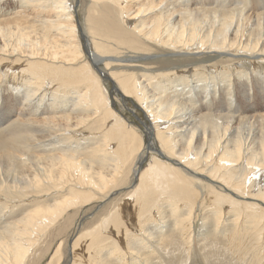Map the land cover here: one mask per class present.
<instances>
[{
	"label": "bare ground",
	"instance_id": "1",
	"mask_svg": "<svg viewBox=\"0 0 264 264\" xmlns=\"http://www.w3.org/2000/svg\"><path fill=\"white\" fill-rule=\"evenodd\" d=\"M76 1L81 2L21 0L20 7L12 11L13 26H0V71L2 64L20 68L26 62L20 57H27L38 60L28 62L30 69H43L45 74H31L21 86L15 80L17 94L12 95V101L2 97L0 264H25L47 229L120 186L123 168L129 161L128 171L131 168L134 176L141 174L147 151L155 171L141 174L129 198L133 201L126 200L124 207H115L98 227L86 233L90 237L86 264H109V255L116 264H145L141 246L135 245L140 242L141 249L152 250L169 231L181 236L185 246L192 244L193 211L203 203L199 190L211 192L207 197L213 203L208 210L215 234L227 211L233 222L229 239H245L264 231V84L251 80L250 85L238 86L235 95L232 87L220 95L221 80L211 76L214 67H219L212 64L201 66L195 74L178 66L153 70L144 65L141 67L145 71H137L133 77L109 68L113 63L144 59L143 55L150 56L152 49H168L169 54L227 53L252 58L253 64L264 61V0H213L217 2L215 6H206L210 4L207 0H90L80 23L90 39L94 67H102L116 89L115 95L109 94L107 81L94 71L82 52L75 23ZM33 4L48 10L40 25L26 19L29 14L25 9ZM81 6L79 3L77 9ZM113 46L130 55L125 60L114 57ZM58 64L62 67L58 68ZM59 72L62 74L58 80L47 78ZM246 78L250 76L246 74ZM1 79L0 76V85ZM39 80H45V85ZM52 82L57 84L55 89L51 88ZM60 84L67 86L65 90ZM255 89L262 106H250ZM64 94L61 105L56 104ZM48 96L51 103L40 110ZM238 96L248 100L249 106H237ZM115 97L123 103H134L135 109L142 111L140 121L145 134H141L145 142L137 138L132 130L135 126L120 116L110 121V105ZM14 106H20L21 111L12 119ZM38 114L43 116L36 117ZM101 121L105 124L91 144L101 143L89 151L98 155L87 163L72 147L81 139L88 143L85 135H90ZM118 128H125L127 137L110 136ZM5 146L12 151L7 152ZM141 148L142 153L135 156ZM38 150L42 154H36ZM164 192L166 197L157 203ZM46 193L49 194L43 195ZM19 201L36 207L12 211ZM135 215L137 219L132 220ZM148 220L155 225L147 226ZM241 220L254 231L241 228ZM110 225L117 231L116 248L111 252L108 243L96 246L110 240L106 230ZM130 225L137 234L128 238ZM121 233L127 239V249L117 244ZM79 238L72 247L73 264H85L80 252H76Z\"/></svg>",
	"mask_w": 264,
	"mask_h": 264
},
{
	"label": "rangeland",
	"instance_id": "2",
	"mask_svg": "<svg viewBox=\"0 0 264 264\" xmlns=\"http://www.w3.org/2000/svg\"><path fill=\"white\" fill-rule=\"evenodd\" d=\"M210 4L206 6H215L217 2H213V0H207ZM72 2V0H71ZM76 12L75 14V23L77 26V33L80 38L81 42V49L84 54V56L89 60L91 67H93L94 71L99 75V73L96 71L94 64H96L95 61H93V58L91 55L93 54L91 43L89 37L85 34L82 24V22L85 19L86 16V10L87 7L90 4V0H81L76 1ZM103 2V1H102ZM79 3L83 6L78 7ZM21 4V0H0V26H13L14 22V15L12 14L13 10L16 8H19ZM43 7L46 5L45 3L42 4ZM196 6V5H195ZM243 6V5H242ZM42 6H36L35 4L30 5L25 9L27 13L29 14V18H26L28 21L31 23H36V25L42 24V22L45 20V18L48 15V10H45ZM5 8V9H4ZM44 11V12H43ZM46 11V12H45ZM261 11V10H259ZM42 14V15H40ZM43 16V17H42ZM54 18V17H53ZM79 21V24L77 23ZM2 22V24H1ZM85 34L87 41L89 42L88 44V51L90 52L91 55H87L85 46H84V40L82 39L81 36V31ZM3 42V40L1 41ZM114 47V57L120 58L125 60L128 58L130 54H127L125 51H122V48L116 49ZM90 48V49H89ZM155 48V47H154ZM159 48V47H158ZM170 50H161V49H152L151 50V55H143L145 58L144 59H139L135 61H126L123 64H116L113 63L109 67L111 71L116 72V73H123V74H128L131 75L132 77L137 73V71H145L143 70V67H152L154 68L153 70H158V68L162 69L163 67H171V66H178L179 69H189L192 71L193 74L198 72L199 68L201 66L206 67V65H214L218 66L219 68L217 70H214L212 72L211 76H214L216 79H220V95L222 94L223 90L225 89L226 91H229L227 89H230L233 91L234 95L235 93L238 92L239 88L238 86L242 85H250L251 80L252 82H255L256 80L260 83L264 84V61H260L259 63L253 64L252 58L249 59V57L246 56H233L230 54H219V53H199V54H169ZM214 56V58H213ZM212 57V58H211ZM219 57V58H218ZM23 61H26L22 63L23 65L20 66V68H15L12 69L11 66H6V64H2L4 67L0 71V76L2 77L1 79V85H0V94H1V99H0V106L3 105V99L2 97H7L9 101L12 98V95L17 94V90L13 87L14 81L17 80V84L20 85L22 84L23 79H27L30 77L31 74L34 73H43V69H30V64L28 62H35L38 60H31L27 59V57H20ZM205 58V59H204ZM222 58V59H221ZM205 62H204V61ZM238 60H241V63H238ZM42 63H46V61L39 60ZM166 62V64L162 62ZM248 61V62H247ZM107 62H110V60H107ZM236 63V64H235ZM238 63V64H237ZM245 63V64H244ZM222 65V66H221ZM58 68L62 67V65L58 64L56 65ZM100 66V65H99ZM143 66V67H141ZM238 66V67H237ZM68 67V66H67ZM101 67V66H100ZM213 67V66H212ZM240 67V68H239ZM102 68V67H101ZM222 70H221V69ZM256 68V69H255ZM227 69V70H226ZM241 69V70H240ZM252 71V73H251ZM103 72H105L103 70ZM234 72V73H231ZM190 73V74H192ZM47 74V73H46ZM61 72L59 74H48L47 78H52V80H58L59 77L61 76ZM234 74L236 76H234ZM246 74L250 76V78L247 80ZM182 75V74H180ZM220 75V77H219ZM245 75L244 78H240V76ZM184 77H187L188 74L183 75ZM225 76V77H224ZM232 76V77H231ZM100 77H102L100 75ZM196 76L190 78V81L193 82L194 78ZM230 77V78H229ZM106 75L105 81H107V88L109 91L110 95H115L113 94L115 89L114 86L110 84V80ZM42 82H45V80L41 81L39 80V84H42ZM232 83V86H229V83ZM43 83L42 85H45ZM161 83H164L163 81ZM21 86V85H20ZM19 86V87H20ZM119 86V85H117ZM18 87V88H19ZM57 84L52 82V87L51 88H56ZM61 90H65L67 86H63V84H60ZM14 88V89H13ZM45 88V91L49 86L47 85ZM248 88V87H247ZM14 90V91H12ZM58 90V89H57ZM246 90V89H245ZM249 91V89H248ZM50 92V91H49ZM250 94V92H248ZM63 94V93H61ZM254 94V95H253ZM51 96L46 97L44 102L41 104V108H46L48 107L47 105L51 103L50 98ZM120 97V96H119ZM112 98V97H111ZM121 98V97H120ZM252 101L250 102V106L252 105H257L262 106V102L260 100V93L255 89V93L251 94ZM49 99V100H48ZM65 99V94L64 96L62 95L60 99L57 100L56 104L58 103L61 105V102ZM123 98H121L122 100ZM239 102L237 103V106H242V107H247L248 105V100L244 99L242 96H238ZM219 101V102H218ZM218 104H221V98L217 99ZM126 102L123 103V101H119L118 98L113 99V103L110 105V111L112 114V117L110 121H113L115 117L120 116L123 118L129 125L135 126L132 130H134L138 134V139H141L143 142H145L146 138L143 136L145 134L144 129L141 128L142 123L140 121V118L142 117V111L141 110H136L134 103L132 102ZM246 103V104H245ZM18 105V104H17ZM126 105V106H125ZM46 106V107H45ZM130 107V109H129ZM1 108V107H0ZM21 107H15L14 110H12V119L18 116L19 111ZM36 108V107H35ZM136 112H134L135 110ZM43 111V110H42ZM18 112V113H17ZM29 112V111H27ZM261 113H264V110L261 111ZM26 115V114H25ZM39 115V114H38ZM9 116V117H10ZM30 116V114H28ZM36 116V115H33ZM43 115H39L36 117H42ZM105 124V121H101L96 124L95 128L93 131L90 132V135H85L88 137V143L84 141V139H81V141H78L77 146H73L72 149L77 150L78 154L81 155V159L85 160L88 163V160L91 161V157L95 156L97 157L98 153H90L91 149H95L97 145L101 143V140L98 141L97 143H94L93 141H96V139L99 136V133L102 129V125ZM110 127V126H109ZM143 129V130H142ZM143 133V134H141ZM126 129H116V131L111 134L110 136H120V139H123L124 137H127L126 135ZM130 138V137H129ZM119 144V142H118ZM48 146V145H47ZM5 149L7 152H11L12 148L5 146ZM143 151V148L139 150L138 152L135 153V156H139ZM36 154H42V151L38 150L35 151ZM145 160L143 163V168L141 170V174L146 172V171H155V167L151 166L153 163V160L151 159V154L148 153V151L145 154ZM150 155V156H149ZM168 157V156H167ZM168 158H173L169 156ZM170 164L178 166L175 162L166 159ZM6 164V162L4 161ZM3 164V170L7 171L6 165ZM130 165V161L124 166L123 170L125 171V174L122 176L124 177V180L120 183V186L114 188H111L110 193L107 197L100 199L98 201L92 202L89 205L76 209L75 211H72L74 213H68L70 215L69 217L66 216L64 219H62L60 222H58V225L54 226L53 228H49L45 231L44 236L39 239V241L36 242V246L33 249L28 261L25 264H73V257H72V247L74 246V243L77 242L76 239L79 238V246L76 247V252H80L82 255L83 261L84 257H88V252H87V240H90L89 236H85L86 233L100 225L101 221L103 220L104 217H108V213L110 211H114V208L117 207L118 205L121 207H124L125 201H133L130 200V195L133 193V189L137 187V185L140 182V176L139 175L134 176L133 171L130 168V172L128 171V166ZM29 170V169H28ZM32 170V169H31ZM29 170V171H31ZM203 183H206L207 180L203 177H200L196 175ZM205 179V180H204ZM78 190H84V189H78ZM200 192V199L202 200L203 203H199L198 207H195V210L193 211L194 218H193V231L195 230V233L192 232L193 238H192V244L185 246V243L183 239H181V236L179 237L178 234H173L172 232H167L168 234L166 235L165 238L163 236V241L160 244L154 245V247L150 249H141L142 244L139 242L135 246L138 248L140 247V251L145 254V264H264V231H257L253 234L251 237H247L245 239L243 238H234V239H229L231 234V231H233V226L231 225L233 222L231 221L232 216L231 215H226L227 211L223 215L222 223L220 225V230L218 232L213 231L214 226L212 224L211 219L209 218V214H211L208 210V207L212 205L213 202L208 200L211 192L209 190H199ZM209 193V194H208ZM49 193L43 194V195H48ZM204 196V197H203ZM208 196V197H207ZM3 196L0 195V199ZM166 197V194L164 192V195L160 197L157 201V203H160L163 201V199ZM202 197V198H201ZM207 197V198H206ZM29 199H32L31 197L26 199V203L29 201ZM207 199V200H206ZM204 200V201H203ZM211 202V203H210ZM17 204V203H14ZM41 204V203H39ZM161 204V203H160ZM180 204L183 206L184 201H181ZM26 207L28 209H31L33 207H36V205L33 206H27L25 204L20 203L15 205L11 210L16 211L20 210L21 208ZM184 207V206H183ZM211 207V206H210ZM209 207V208H210ZM204 209V210H203ZM225 210H228L227 208ZM9 211V210H8ZM7 211V212H8ZM252 211V210H251ZM196 212V213H195ZM253 212V211H252ZM180 213V212H177ZM251 213V212H250ZM230 214V212H229ZM107 215V216H106ZM138 215H135V217H132V220H136ZM146 217L149 216V214L145 215ZM174 215H171L170 219L174 220ZM208 220V221H207ZM146 221V220H145ZM64 222V223H63ZM69 222V223H68ZM144 222V221H142ZM149 225L145 223L147 226L150 228L154 226L155 224L153 222H150L149 220ZM205 222V226H204ZM244 223V224H243ZM144 224V223H143ZM241 228L246 227V221L241 220L240 221ZM243 224V225H242ZM250 224V223H249ZM2 225V224H0ZM129 225V224H128ZM262 225V224H261ZM61 226V227H60ZM62 228V229H61ZM213 229V230H212ZM263 229V228H262ZM107 233L110 235V240L105 242L101 241L96 244V246L100 245H105L108 243V245L112 246L110 247V252L112 251V248L115 247L116 239L115 235H117L116 229L113 228V226L107 227ZM135 228H133L131 225L128 226V231L126 234L132 237L136 236L137 232L133 231ZM251 231H254V229H250ZM250 233H253L251 232ZM55 232V233H54ZM245 232V231H244ZM84 236H83V234ZM135 233V234H134ZM249 233V234H250ZM246 234L247 231H246ZM83 236V237H82ZM130 237V238H131ZM173 237V238H172ZM88 238V239H87ZM167 238V239H166ZM195 239V240H194ZM117 244L119 247H125L126 248V242L127 239L125 235L123 236L122 233L118 235L117 239ZM120 240V241H119ZM187 240V239H186ZM168 241V242H166ZM237 241V242H235ZM132 244V243H131ZM141 244V245H140ZM61 245V246H60ZM124 245V246H123ZM59 248L58 252L56 253L57 249ZM127 249V248H126ZM155 249V250H153ZM155 251V252H154ZM109 252V253H110ZM148 252V253H146ZM154 252V253H153ZM85 253V254H84ZM86 255V256H85ZM55 256V257H54ZM53 257V258H52ZM113 258V259H112ZM108 261L110 260L111 263L109 264H116V259L112 256H108L106 258ZM51 261V262H50ZM55 261V262H54ZM83 261L81 263H83ZM85 263V261H84ZM86 264V263H85Z\"/></svg>",
	"mask_w": 264,
	"mask_h": 264
},
{
	"label": "water",
	"instance_id": "3",
	"mask_svg": "<svg viewBox=\"0 0 264 264\" xmlns=\"http://www.w3.org/2000/svg\"><path fill=\"white\" fill-rule=\"evenodd\" d=\"M77 21H78V20H77ZM77 23H78V22H77ZM80 31L82 32L81 27H80ZM82 34H83V33H82ZM82 37H83V39H84L85 47H86V42H87V44H88L87 38H86L85 35H82ZM85 47H84V48H85ZM89 49H90V48H89ZM87 53L90 54V52H88V51H87ZM90 55H91V54H90ZM91 57H92V55H91ZM95 69H96V71L99 73V75L102 76V78L106 79V75L104 74L103 69H102L101 67L95 65ZM107 79H108V78H107ZM114 89H115V87H114ZM115 90H116V89H115Z\"/></svg>",
	"mask_w": 264,
	"mask_h": 264
}]
</instances>
